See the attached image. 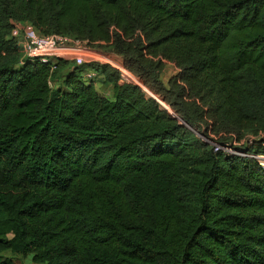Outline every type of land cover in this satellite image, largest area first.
<instances>
[{
	"label": "trees",
	"instance_id": "obj_1",
	"mask_svg": "<svg viewBox=\"0 0 264 264\" xmlns=\"http://www.w3.org/2000/svg\"><path fill=\"white\" fill-rule=\"evenodd\" d=\"M24 22L121 58L168 109L108 63L25 57ZM254 155L264 0H0V264H264Z\"/></svg>",
	"mask_w": 264,
	"mask_h": 264
},
{
	"label": "built area",
	"instance_id": "obj_2",
	"mask_svg": "<svg viewBox=\"0 0 264 264\" xmlns=\"http://www.w3.org/2000/svg\"><path fill=\"white\" fill-rule=\"evenodd\" d=\"M11 36L14 38H19L18 40L22 46V52L25 57L37 58L42 62L54 61L55 59H67L72 60L76 64H83L90 61H96L103 63H108L111 66L117 68L120 73V78L126 82H135L137 83V79L133 77V75L127 71L121 61V65H116L112 61L103 60L97 51H94L89 48H83L81 52L80 45L84 42L79 40H75L69 38L67 36H62L58 34H40L32 24L29 22H24L20 24H15V26L11 30ZM71 41L72 45L68 44L66 41ZM85 44V43H84ZM83 51L85 53H83ZM109 58L112 56L107 55ZM116 57V56H115ZM85 79H93L96 77V73L93 71H87L85 73ZM138 84V83H137ZM141 86V85H140ZM161 107L165 108L168 106L158 100ZM164 106V107H163ZM199 135V134H198ZM203 140L209 142L215 150L220 149L226 152L227 154H240L241 152L238 149L231 148L229 145H224L218 142H215L211 139L205 138L199 135ZM264 157V155H254V158L257 162L264 167L261 163L260 158Z\"/></svg>",
	"mask_w": 264,
	"mask_h": 264
},
{
	"label": "rangeland",
	"instance_id": "obj_3",
	"mask_svg": "<svg viewBox=\"0 0 264 264\" xmlns=\"http://www.w3.org/2000/svg\"><path fill=\"white\" fill-rule=\"evenodd\" d=\"M68 44H70V45H72V43H71V41H66ZM80 50H81V52H82V49L83 48H89V49H92V50H94V51H97V53H99V56L103 59V60H105V61H112L113 63H115L116 65H121V58H119V57H115V56H113V55H109V56H112V58H109L107 55L108 54H106V53H104V52H102V51H100V50H96V49H93V48H91V47H89V46H87V45H85L84 43L82 44L81 43V45H80ZM83 53H85L84 51H83ZM101 63H103V61H101ZM177 71V68L173 65V64H171V63H165V66H164V69H163V71H162V73H161V77H162V79L164 80V81H166L171 75H173L175 72ZM93 83H94V86H95V88L97 89V91H99V93H101V94H103V95H106V96H109L110 95V93H111V88H110V86H105V85H103L102 83H101V80H100V78H98V76H96V77H94L93 78ZM137 83L139 84V85H141V88H142V90H143V92L145 93V95L148 97H155V98H157L156 96H154L150 91H148L144 86H142V84H141V82L140 81H137ZM158 100H159V98H157ZM164 107V106H163ZM165 108H167V107H165ZM168 109V108H167ZM199 135H201V136H203V137H205V138H208V139H210L209 138V135L208 136H206V135H204V134H199ZM211 135V137L216 141V139H217V136H215V137H213V135L212 134H210ZM218 141H219V138H218ZM230 142L227 140V144H229ZM235 144H237V142H235ZM236 150V149H235ZM260 161H261V163L264 165V157H262V158H260ZM4 256H7V257H9V258H11L12 259V261L15 263V264H38V263H33L32 261H31V259H30V257H28V256H24V257H21V256H17V255H11V253L9 252V251H5L4 252Z\"/></svg>",
	"mask_w": 264,
	"mask_h": 264
}]
</instances>
